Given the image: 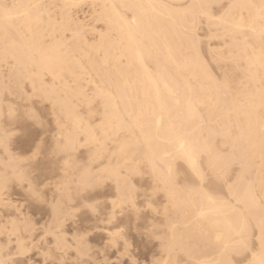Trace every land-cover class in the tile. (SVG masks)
<instances>
[{"label":"bare ground","instance_id":"6f19581e","mask_svg":"<svg viewBox=\"0 0 264 264\" xmlns=\"http://www.w3.org/2000/svg\"><path fill=\"white\" fill-rule=\"evenodd\" d=\"M42 1L0 0V77L3 78L1 63L4 64V67L9 60L13 63L11 68L8 67L7 82L0 79V116L4 108L2 104L4 100L1 98L3 93L17 94V98H20V96L26 95L24 89V95L22 94V86L24 87L23 83L27 81L33 97L39 98L41 102H48L52 109L53 107L57 109L58 115H55L56 122H54L57 126L55 128H58L56 130L59 131L56 133V137H58L64 129L59 128L57 122L67 124V121L55 97L49 94L53 89L59 88V83L47 73L52 69L49 62L50 58L56 55L54 45L56 42L62 41L65 36L63 35L64 37L61 38V35L67 34L66 31L68 30L71 31L73 28L70 27L76 25L77 22L73 18L74 23L71 15L73 13L70 9L64 7V0H62V11L58 15L59 19L53 18L55 14L44 8ZM223 1H226V4L224 3V10L219 12L222 13L219 17L224 16L226 7L233 3V0ZM77 2H84L89 6L90 12L91 10L97 12L95 14L97 17H90V19L94 18V20L100 21L103 25L101 29L104 28L105 32L98 33L96 31L97 34L94 35V40H96L93 43L86 37L87 41L90 42L88 43L85 39L84 30L78 26V29L75 30L74 28L75 31L70 34L71 38L73 33H77L72 47L83 46L85 43L93 46L94 57L98 51L101 57H106L113 66L117 67L127 77L129 99L125 113L128 116L126 134L134 146L138 147L142 153H147L158 165H162L169 159L168 153L172 150L173 141L177 134L191 132L195 128V124L188 123L187 114L183 111V104L186 101L185 95L192 88L195 94L203 96L205 93L202 92V89H207V94L211 95L215 105V114L221 119L222 124V127L216 128V135L213 137L214 147L221 151H234L236 153L237 159L223 179H217L214 173H210L213 188H218L217 197L215 194L217 192L213 194L214 191L208 190V192L204 190L205 188L193 191L180 190L176 196L179 207L169 205L166 211L165 204H162L163 208L160 210H163L165 215L163 218L166 219L164 220L166 224L163 227L165 228V247L162 245L166 256L163 260L167 261V264H177L175 262L177 260L171 256V252L176 251L189 260L190 264H195L197 260H219L223 264H249L254 259V254L258 258L259 242L257 237L259 230L257 223L264 213V182L261 181V170L262 165H264V161L261 159V145L264 144V40L261 39V34L264 32V12L261 11L262 0H241L245 7L243 9L242 28L239 31L231 27L233 23L239 21V16H236L235 19L227 18L226 22L209 21L207 17L199 19L197 25L201 22L204 24L202 30L204 32L199 31L204 33L201 36H198L195 28L184 20L185 13L191 15V10L185 6L199 3L200 0H77ZM205 2L208 16H212L209 12V6L212 3H218V0H205ZM44 4L47 7V3ZM163 5L171 7H162ZM56 13L58 14V12ZM125 14H129L131 19L126 18ZM78 20L80 19L78 18ZM95 24H93V28L96 27ZM199 44L200 47L201 45L207 47V49L204 47L207 54L204 53L208 55L206 58L210 60L214 68L221 71L219 80H216L217 75L214 78L210 73L211 71L209 72L210 69L208 70L206 66L208 60L206 64L204 63L206 58L203 59L204 61L202 60L203 57L200 54L203 52H199ZM214 47H217L218 50H214ZM201 48L203 49V46ZM149 51L152 52L151 57L146 55ZM141 54H145L143 62L140 60ZM210 62L209 68L212 67ZM45 76L51 79V86L49 87L46 86ZM2 84H9V87L3 88L5 85ZM29 86L27 88H30ZM17 98L16 102H18ZM32 98L29 96L22 99L29 101ZM6 99H8L7 96ZM177 101H180L179 106ZM19 102L21 103V101ZM40 106L43 105L40 103ZM121 107L123 110L124 105ZM4 110L7 111L5 112L9 118L14 113L11 108ZM203 114L208 115L207 108L203 110ZM28 116L30 117L29 114ZM35 121L37 122V120ZM8 137L9 133L0 127V148L4 151V153L1 152L4 155L5 153L8 155L6 152ZM217 138L218 140H216ZM215 140L218 141L217 144H215ZM85 146L87 147V151L84 150L87 156L86 165L80 170L78 169L80 166L76 162H72L77 150L71 153L70 167L65 166L66 157L58 150V153L63 155L60 158L63 163L60 164H63L62 169L65 176L62 175L63 171L60 172L61 178L63 179L62 176L67 177L66 179L69 178L70 182H67L69 186L72 181L71 178L77 177L73 179V182L79 191L81 189L85 191V188L91 186L92 182H94L92 186H95L96 181L103 183V180H109L111 183L113 182V190L116 193H114L113 200L118 199L119 192L116 180L103 178L101 171L106 166L115 165L116 161L107 156L103 160H94L91 158L93 149L87 144ZM19 157L17 156V158ZM14 158L8 155V159L12 160L10 163H5L0 159V200L1 196H4L3 192L7 190V184L11 179L19 181V183L26 181L23 173L25 170L21 172L22 167L19 169V164L23 163L24 165V161L19 163L16 160L13 161ZM19 160L22 159L19 158ZM72 163L77 166H74L75 170ZM146 168L149 169L147 172L150 171L149 167L146 166ZM180 168H182L180 171L183 173V167ZM86 173L88 174L87 179H84ZM182 176L185 177L183 174ZM75 179H77L76 182ZM65 182L63 181V184ZM74 184L71 183V185ZM229 185L232 187L230 188ZM55 187L58 190V186ZM69 188L72 187L69 186ZM63 189V192L66 193V200L64 199L65 202L63 201V203L66 204L67 200L72 202L73 195L70 194L67 187H63ZM74 191L76 190L74 189ZM31 194L33 196V193ZM35 194L34 197H37ZM59 201L62 202V199L57 202ZM112 201L107 203L110 204L109 208L113 210ZM164 201L166 204L168 203L165 198ZM125 208L118 210H125ZM61 209H59L58 204L57 209L51 210V215H49V220L46 223L49 226H42V231H38L31 220L29 221L32 223L26 221L22 223L21 220L23 221L26 217L19 210H14L13 213H11L12 210L0 211L4 212V214L0 213V264L22 263L15 257L22 251L24 253L25 250L31 248L36 251H34L35 256L41 259L39 258L38 262H33L30 258L24 257L26 260L24 259L23 264H46L45 257L49 256L50 259L54 250L66 251L67 254V251L73 250V248L77 255H73L74 258L71 257L73 260L69 257L74 261L72 264H84L88 247L83 245L85 243L82 244V233L79 234L80 232L78 233L77 230L75 234L73 232L71 235L74 241L68 242L66 239L68 235L63 229V224L70 211L67 212L69 209ZM242 220L246 221L247 227L244 231H239ZM6 224L10 230L5 227ZM172 224L176 225L177 241L181 236H191L194 237V240L183 246L179 243L177 246H171L170 238L173 234L170 231V226ZM114 231L116 229L112 230V232ZM104 232H106V238L113 242L114 238L109 235L110 232L108 230ZM47 235H50L51 238L47 239ZM217 237H221V239L218 240ZM239 241H244V243H239ZM225 242L228 243V247H224ZM55 252L57 253V251ZM66 254H63V257ZM170 256L172 260H170ZM69 258L67 257V259ZM51 261L53 260L49 262ZM55 261L58 262L59 259H55Z\"/></svg>","mask_w":264,"mask_h":264},{"label":"snow or ice","instance_id":"6c2138e0","mask_svg":"<svg viewBox=\"0 0 264 264\" xmlns=\"http://www.w3.org/2000/svg\"><path fill=\"white\" fill-rule=\"evenodd\" d=\"M222 5L223 0H218V6ZM80 6L82 4L77 0H64V7L67 9ZM185 7L191 10V15L185 13L184 20L193 28H196L201 18L207 17L209 21L226 22L227 18L235 19L236 16H239V21L233 23L231 27L237 31L242 28L245 5L241 0H233V3L226 7L222 17L208 16L205 0ZM261 11L264 12V0ZM76 36L77 33H73L70 39L56 42L54 45L56 55L49 61L52 69L47 73L59 83V88L53 89L49 94L55 97L67 121V124L57 122L58 127L64 129L57 137V148L66 157L64 160L66 167H70L71 153L83 148L85 144L93 149L92 159L103 160L107 156L115 160V165L106 166L101 170L103 178L114 179L118 185L119 198L112 201L113 209L130 207L137 213L141 211L137 206L139 189L132 183V178L143 176L145 174L143 169L149 167L151 186L144 203L146 209L156 216L159 212L155 207V201L161 195L168 202L165 204L167 211L169 205L179 207L176 202L178 191L202 190L208 173H214L217 179H223L237 156L234 151H221L214 147L213 137L216 135V128L222 127V124L221 119L215 114V105L211 95L207 94V89H202L205 93L203 96L195 94L192 88L188 90L183 111L187 114L188 123L195 124V128L191 132L177 134L172 150L168 153L169 159L158 165L147 153H142L134 146L126 134L128 116L125 113L129 99L127 77L106 57H101L98 51L94 57L93 46L85 43L83 46L77 45L73 48L72 44ZM261 39L264 40V32L261 34ZM146 55L151 57L152 52L149 51ZM144 56L145 54H141V62ZM122 105H124L123 110ZM177 105H180V101H177ZM205 108L208 109L207 116L203 114ZM261 153V159L264 161V144L261 145ZM181 166L184 169L183 173L180 171ZM182 174L185 175L183 184L180 182ZM87 175L86 173L83 178L87 179ZM261 181L264 182V165L261 170ZM246 227V221L242 220L239 231H244ZM257 228L259 255L256 258L254 254V259L249 264H264V213L259 218ZM121 231L122 229H118L110 232L109 235L114 239L119 238ZM170 231L173 234L170 245L173 247L177 246V243L183 246L194 240L191 236H181L177 241L175 224L170 226ZM224 247H228L227 242ZM132 264H135V261ZM152 264H167V261L156 259ZM195 264H223V262L197 260Z\"/></svg>","mask_w":264,"mask_h":264},{"label":"rangeland","instance_id":"374dc122","mask_svg":"<svg viewBox=\"0 0 264 264\" xmlns=\"http://www.w3.org/2000/svg\"><path fill=\"white\" fill-rule=\"evenodd\" d=\"M46 1H48V2H46ZM46 1L45 0L42 1V6L47 10L49 9L48 10L49 12L52 11L51 12L52 14L53 13L55 14V17H53L54 19L55 18L59 19L58 15L62 11V8H63L62 2L63 1L62 0H52V2H51V0H46ZM49 1H50V3H49ZM60 2H61V4H60ZM44 3H47V7H46V4H44ZM80 3L83 6L70 9V11L73 13V14L70 13L72 15V19L74 18L75 21L77 22L76 25H72L70 28L71 29L75 28V30H77L78 26L81 27L84 30V35H86L85 39L87 37L88 40H91L90 42L93 43L96 40V39L94 40V38H95L94 35H96L97 32L103 33V32H105V30H104V28L101 29L103 25L100 21L94 20V18L97 17V15H95L97 12H93L91 10V12H92L91 13L89 8H88L89 6L86 3H84V2H80ZM224 3L226 4V1H223L222 6H218V3H212L209 6L210 14L212 16L219 17L222 14V13L220 14L219 12H222L224 10V7H225ZM53 8H55V9H53ZM72 9H74V10H72ZM77 9H80V10L82 9V10L80 12V10H77ZM56 12H58V14ZM75 16L77 19L75 18ZM90 17H94V18H91L92 19L91 20ZM127 17L129 19H131L129 14L126 15V18ZM78 18L80 20H78ZM82 18H83V20H82ZM74 19H73V21H74ZM75 21H74V23H75ZM94 21H96L95 23H97V24H95ZM98 23H100L101 25ZM93 24L96 25V27L94 26L95 30L93 28ZM90 25H92V26H90ZM84 26H86V27H84ZM196 27H197V28H195L196 34L198 36H201V34L203 35L204 33H200V32H204V31H202L204 24H202V22H201V24L197 25ZM87 28H88V30H87ZM73 29L71 31L70 30L66 31L67 34H62L61 38L65 36L64 38H62V40L70 39L71 32L75 31ZM198 29H201V30H198ZM86 30H87V32H86ZM92 30H94L95 32ZM100 30L101 31L103 30V31L101 32ZM198 32L200 35L198 34ZM89 33H91V34H89ZM90 36H92V37H90ZM92 39H93V41H92ZM86 41H87V39H86ZM87 42L90 43L89 41H87ZM202 46H203V49L201 48ZM201 47L199 44V48H200L199 52L200 53L203 52V54L202 53L200 54V55H202L201 57H203L202 58V60H203L204 58L208 57V55H205L207 47L205 45H201ZM204 47L206 48L205 50H204ZM215 49L218 50L217 47H214V50ZM11 62L12 61L9 60V62L7 63V65H5V67H4V64L1 63V65L4 68L3 67L1 68V74H2L3 78L0 77V79H4L5 82H7L6 79L9 76L8 70H9V68H11L13 66V63H11ZM209 62H210V60L208 58H206L204 63L205 64L207 63L206 66H207L208 70L210 69L209 72L211 71L210 72L211 75L214 78L217 75L216 80H219L218 78H220L221 71L214 68V66L211 62L210 63L212 65V67L209 68ZM214 71H215V73H214ZM213 74H215V75H213ZM48 78L50 79V77H48ZM48 78H47V76L44 77V80H45L47 87L51 86V83H50L51 79L49 80ZM2 85H5V84H2ZM23 85H24V87L22 86V94L24 95V92H26L25 93L26 95L20 96V98L19 97L17 98V96H18L17 94H9V92H4L3 95L1 96L2 100H4V102L2 103L4 108L2 111L3 113L0 116L2 118V119L0 118V120H2V121H0L1 122L0 127L4 131L9 133V137L7 138L8 141L6 143V147H7L6 152L8 153V155H11L12 158H14V156H16V158H14L13 161L16 160L19 163L24 161V165H23V163L19 164V166H20L19 169H21V167H22L21 172H23L25 170L23 173L25 174V180L26 181H23V183L21 181V183H19V181L11 179L8 182L7 187H6L7 190L5 191L6 193L3 192L4 194L3 193L2 194L4 196H1L2 198L0 200L1 201L0 211L12 210L11 213H13L14 210L15 211L19 210L23 213V215H25L24 217H26L23 221L21 220L22 223H24V221H26V222L32 221L33 224H35V228L38 229V231H42V229H41L42 226H44V225H45L44 227L49 226V224H46V223L49 220V215H51V212H52L51 210L57 209L58 204H59V209H61V208L63 210L69 209L67 212L70 211L71 213L69 212L67 217H65L63 229L66 231V233L68 235L66 238L68 240V242H71L70 240L74 241V238H72L71 235L73 234V232L75 234L76 230L78 231V233L80 232L79 234L82 233L81 234L82 244L85 243L83 245L86 248L88 247V249H87L88 250L87 251L88 257L87 256L84 257V264H132L133 261H135V264H152L153 260L165 259L164 256H166V255L164 254L165 253L164 247H165L166 239L164 238L165 228H163V227H164V224H166V223H164V222H166V221H164L166 219L163 218L165 216L163 213V210H160L163 208V205L166 204L164 201V197L162 195L155 201V207L158 209V212H159L158 216H156L150 210L146 209L145 203H144L145 197H146V195L150 189V186H151L150 177H148L149 171L147 172V170H149V169L146 167H145V169H143L145 171L144 172L145 174L143 175V177L142 176H135L134 178H132V183H134L137 186V188L139 189V191L137 192V206L141 211L138 213L133 211L131 208H130L131 209L130 210L129 207H126L125 210H121V211L118 209L112 210L111 208H109V205H110L109 203L115 197L114 196L115 190H113L114 184H113V182L111 183V181H109V180H107V181L103 180V183H102V181H101V183H99L100 181H96L95 186H92V185H94V182H92L91 186H89L90 188L86 187L87 189L85 188V191H84V189H81V191H79L78 190L79 188L77 187V185L75 187V184L73 182L74 181L73 179L77 178V177H74V178H71V180H72L71 183L74 185H71V183H70L69 186H71L72 188H69V186L67 185V182L68 183L70 182L69 178L66 179L67 177H64L65 174H64V171L62 169L63 164H60V163H63V160L62 159L60 160V158H62L64 154L62 155L61 153H58L57 144H56L58 142L57 137H56L57 136L56 133H59V131L56 130L58 128H55V127H57L56 123H55L56 122V116L55 115H58L57 109L55 107H53V109H52L48 102H41V100L39 98L37 99V98L33 97L31 87L29 86V83H27V81H25L23 83ZM27 86H29L30 88H27ZM5 87H9V84H6L3 88H5ZM23 89H24V92H23ZM29 90L31 92H28ZM7 93H8V95H7ZM11 95H13L15 98L12 96L13 97V99H12ZM6 96L9 100L6 99ZM29 96H31V98L33 97L32 98L33 101L30 99H29V101L25 100L26 102L23 101L24 97L26 98ZM10 98L12 99L11 102H10V100H11ZM16 98H17L18 102H16ZM34 100H36V101H34ZM6 101H8V102H6ZM19 101H21V103ZM24 102H25V104H24ZM35 103H37V104L35 105ZM40 103H41V105H43L42 107L40 106ZM28 104H30V105H28ZM48 105H49V109H48ZM6 108L7 109L11 108L12 112H14L13 113L14 115L12 114V116L10 118L7 116V113H6L7 111L4 110ZM27 109H28V111H27ZM55 109H56V111H55ZM16 110H17V112H16ZM31 113H33V114H31ZM28 114L30 115V117H32V116L33 117L30 118L28 116ZM26 116L29 118H27ZM53 116H54V118H53ZM37 117H38V119H37ZM35 120H37V122ZM36 123H38V124H36ZM39 123H41V124H39ZM51 126H53V127H51ZM38 127H39V129H38ZM53 131H54V133H53ZM53 140L56 142H54ZM216 140H218V138ZM217 142L218 141H216L215 144H217ZM9 149H10V151H9ZM86 149H87L86 146H84L83 148H78L76 151L77 156L75 155L74 158L72 157L74 159L72 162L73 163L76 162V164L78 166H80V167H78L79 170L81 169V167L83 168V166L86 165L85 164L86 159H87V156L85 154V152L87 151ZM0 150H1L0 151V157H1L0 159H2V161H4L5 163L6 162L10 163L12 160L8 159V155L6 153H5V155L3 154L4 151L1 148H0ZM32 150H33V152H32ZM84 150H86V151H84ZM1 152H3V153H1ZM1 155H4V156L2 157ZM17 156L18 157L20 156L19 158L22 160L20 161L19 158H17ZM51 156H52L53 160L51 159ZM30 159L32 160V162ZM48 159H50V160H48ZM54 160H56V161H54ZM59 160H60V162H59ZM75 160H77V161H75ZM73 163H72V165H73L72 167L76 166V164H73ZM60 165H62V166L60 167ZM180 169H182V168H180ZM74 170H75V167H74ZM62 171H63L62 175H64V176H62L63 179L61 178ZM76 171H77V168H76ZM26 176L28 178V181H27ZM183 177L184 176H182V175L180 177V182H182V184L185 181L184 180L185 177L184 178ZM60 178H61V180H60ZM64 179H66L67 181ZM76 180L77 179H75V182H76ZM182 180H184V181H182ZM63 181L64 182L66 181V182L63 184ZM29 182H30V184H29ZM25 184H27V185H25ZM28 184L31 188L28 186ZM96 185H97V187H96ZM55 186H58L59 192H57L58 190H56L57 187H55ZM208 186H209V189H208ZM17 187H18V189H17ZM63 187H67L70 194L73 195L72 196V198H73L72 202L71 201L68 202V200H67L66 204L63 203V201L65 202V200H66L65 199L66 193L63 192L64 191ZM76 188H78V189H76ZM215 188L216 187L213 188V186H212V176L209 173V175L207 174V176H206L205 184L203 185L202 189H204L205 191L209 190L210 192L214 191V192H212L214 194L215 192H217V189H218V188H216V189ZM32 189H34L35 191H33ZM74 189L76 191H74ZM28 190L29 191L32 190V191L29 192ZM35 192H37V193L35 194ZM31 193H33V196ZM57 193H60V194L58 195ZM34 194L37 197H34ZM215 194L217 197L218 192ZM108 195H110V196H108ZM74 196H75V198H74ZM78 196H80V197L78 198ZM38 197H40V198H38ZM57 197L60 199H58ZM107 198H109V199H107ZM36 199H38V200H36ZM39 199H40V201H39ZM57 199L58 200L62 199V202L61 201L57 202L58 201ZM107 200L109 201V203H107L108 202ZM2 203H3V205H2ZM70 203H71V205H69ZM4 204H5V206H4ZM55 204H57V205H55ZM6 205H8V206H6ZM68 206H70V207H68ZM88 208H90V209H88ZM0 213L4 214V212H0ZM110 213H112V215H110ZM113 214H115L114 218H113ZM29 220H31V221H29ZM76 223H77V225H76ZM78 224H79V226H78ZM72 226H73V228H72ZM5 227H8V229L10 228L9 226H7V224ZM74 229H75V231H74ZM78 229H80V230H78ZM115 229L116 230L122 229V231L120 233V239L119 238L114 239L113 240L114 243H113V242H111V239L109 241L106 238V235H105L106 232H104V231L108 230L109 232H112V230H115ZM82 230H83V232H82ZM157 237H159V238H157ZM48 238L50 239L51 236L47 235V239ZM162 245H164V247ZM162 247H163V249H161ZM34 251H35L34 248L33 249L31 248L30 250L27 249L24 251V253L22 251V253H21L22 255L19 253L17 255V257H15V259L17 258L16 260L22 261V263H20V264H23L25 258L26 259L30 258V260H32L33 262H38V260H40L41 258L35 256L36 251L35 252ZM55 251H57L58 254ZM60 251H62V250H60ZM60 251L54 250L53 253L51 252L52 257H50V259H49V256L48 257L46 256L47 260H48V264H56V263L60 264L61 262L63 264H72V262H74V261H72L73 260L72 258H74V256L77 255V252L74 250V248H73V250L70 249L69 251H67L68 252L67 254H66V251L65 252L62 251V253H59ZM25 252H26V254H25ZM88 252H89V254H88ZM172 253L173 252H171V256H172V258L177 260V261H175V262H177V264H190V261L187 260L186 258H184L177 251L174 252L173 254ZM175 253H176V255H175ZM63 254H66V255H64V257L65 256H67L68 258L72 257L71 258L72 260L70 258H69L70 260L67 259V257H65L66 258L65 259L63 257ZM174 255L177 257H175ZM57 256H58V258H57ZM171 256H170V260H172ZM46 257H45V262L47 264ZM55 259L56 260L59 259V261L57 262V261H55ZM61 259H62V261H61ZM50 260H53V261L49 262ZM187 261H189V262H187Z\"/></svg>","mask_w":264,"mask_h":264}]
</instances>
